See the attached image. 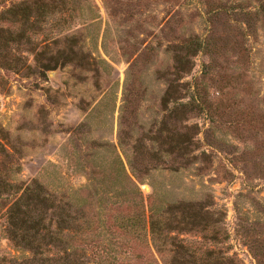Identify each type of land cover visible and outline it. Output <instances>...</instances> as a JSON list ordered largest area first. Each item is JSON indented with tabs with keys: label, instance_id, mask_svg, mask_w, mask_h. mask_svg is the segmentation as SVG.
I'll use <instances>...</instances> for the list:
<instances>
[{
	"label": "rangeland",
	"instance_id": "374dc122",
	"mask_svg": "<svg viewBox=\"0 0 264 264\" xmlns=\"http://www.w3.org/2000/svg\"><path fill=\"white\" fill-rule=\"evenodd\" d=\"M261 5L264 0H69L66 13L42 25L31 37V46L35 50L53 43L61 46L65 37L76 35L90 65L45 71L35 53L27 50L30 47L21 46L11 53L21 63L13 70L0 68V129L18 150L8 172L12 180L37 181L58 197L77 193L86 198L83 191L92 178L90 187L97 186L105 195L102 209L109 212L103 218L112 225L114 218L127 214L125 207L132 198L124 175L119 171L117 180L112 175L117 155L132 176L129 148L118 140L123 99L128 110L129 102L135 103L133 142L161 117L166 89L161 74L173 66L172 46L212 34L222 48L220 56L211 64L205 54H198L182 80L193 87L200 83L214 110L211 115L206 110L194 114L185 123L199 130L195 140L200 144L192 156L206 152L209 160L194 159L178 172L158 170L132 179L145 207L212 204L227 237L222 251L235 264H256L244 238L248 234L264 242V210L258 207H264V15L244 32L245 38L244 21L235 20ZM238 47L246 51L245 57L238 56ZM208 64L211 74L201 81ZM190 95L195 96L185 94V102ZM250 225L254 230L247 232ZM141 239L136 246L127 238L126 248L117 251L120 264H169V254L155 253L146 238ZM178 239L197 256L202 245L208 246L197 233ZM22 256L5 239L0 211V259Z\"/></svg>",
	"mask_w": 264,
	"mask_h": 264
},
{
	"label": "trees",
	"instance_id": "16d2710c",
	"mask_svg": "<svg viewBox=\"0 0 264 264\" xmlns=\"http://www.w3.org/2000/svg\"><path fill=\"white\" fill-rule=\"evenodd\" d=\"M68 1L0 0V68L13 70L21 63L11 54L13 49L16 51L21 46L30 47L27 50L35 53V61L45 71L70 64L90 65V57L78 45L76 35L65 37L61 46L53 43L40 50L31 46V37L40 31L42 25L52 17L66 13ZM263 15L264 5H261L254 12H242L241 18L235 20L244 21L243 38L247 36L244 32L250 31ZM221 50L212 34L202 40L187 38L172 46L173 66L170 72L161 74L166 83L160 100L161 117L133 142L130 132L132 126L137 127L135 103L129 102L132 108L128 110V101L123 99L118 140L119 145L129 148L127 163L132 176L126 174L117 155L112 161L115 170L111 174L116 180L121 176L119 171L124 175L121 177L129 183L132 198L125 207L127 214L114 218L112 225L103 218V213L109 212L102 209L105 195L99 193L97 186L90 187L94 181L92 178L88 179L89 187L83 191L86 198H79L77 193L68 198L58 197L37 181L17 184L12 180L8 172L15 163L18 150L10 146L7 132L0 129V211L4 219V235L13 248L24 254L21 258H2L0 264H120L117 251L123 249L127 238L132 241L131 245L138 246L143 240L141 237L146 238L155 253L169 254V264H235L221 249L227 237L223 236L221 218L212 210V204L181 202L165 207H145L144 197L132 179L158 170L178 172L188 168L194 159L209 160L206 152L192 156L200 144L195 140L199 130L197 126L185 123L194 114L206 110L211 115L214 110L208 106L206 90L200 83L193 87L182 80L192 70V58L205 54L212 64ZM236 50L239 57L246 56L243 47ZM211 64L204 67L201 81L211 74ZM188 93L195 96L190 95L185 102ZM258 207L264 210L260 204ZM104 224L112 228L104 227ZM252 226L247 232L254 230ZM189 233H197L208 245H202L204 250L199 256L178 239L179 235ZM103 234L107 239H102ZM245 235V244L256 264H264V242Z\"/></svg>",
	"mask_w": 264,
	"mask_h": 264
}]
</instances>
